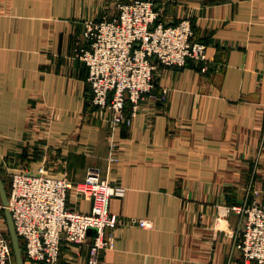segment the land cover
I'll list each match as a JSON object with an SVG mask.
<instances>
[{
    "label": "crops",
    "instance_id": "obj_1",
    "mask_svg": "<svg viewBox=\"0 0 264 264\" xmlns=\"http://www.w3.org/2000/svg\"><path fill=\"white\" fill-rule=\"evenodd\" d=\"M131 1L0 0V177L8 197L10 171L40 166L126 187L111 202L120 224L100 264H229L245 227L231 209L264 200V0H153L161 23L191 20L210 62L158 64L156 92L115 125L93 114L76 49L86 21ZM70 202L91 211L87 198ZM0 230L10 238L4 208ZM89 253L65 245L59 264H88Z\"/></svg>",
    "mask_w": 264,
    "mask_h": 264
},
{
    "label": "built area",
    "instance_id": "obj_2",
    "mask_svg": "<svg viewBox=\"0 0 264 264\" xmlns=\"http://www.w3.org/2000/svg\"><path fill=\"white\" fill-rule=\"evenodd\" d=\"M84 27L76 56L89 68L93 114L115 125L130 124L142 101L156 92L158 64L185 67L189 61H196L207 67L210 62L207 45L194 39L191 20L161 23L153 0L120 4L116 16L88 20ZM167 95L164 89L159 99L166 100ZM128 104L130 115L126 112ZM117 161L112 153L110 162ZM9 177V209L26 259L59 264L65 245L89 244L88 264H100V254L114 247L110 232L120 224V218L110 206L112 200L126 196V187L101 178L73 181L51 173L45 166L35 171L15 169ZM72 195L77 201L83 197L91 200V211L74 207ZM231 210L244 217L245 227L237 236L229 264H235L237 255L241 264H264V200ZM129 222L152 228L147 219ZM91 229L96 230L95 235L89 234ZM0 264H16L11 240L1 230Z\"/></svg>",
    "mask_w": 264,
    "mask_h": 264
},
{
    "label": "water",
    "instance_id": "obj_3",
    "mask_svg": "<svg viewBox=\"0 0 264 264\" xmlns=\"http://www.w3.org/2000/svg\"><path fill=\"white\" fill-rule=\"evenodd\" d=\"M0 191H1V195L3 198V208L7 214V218H8V223H9V235H10V240H11V245H12V249L14 252V257H15V261L16 264H25L26 263V257L24 254V247L21 243V239L20 236L18 235L16 228H15V224H14V220L12 217V213L9 209L10 206V202H9V197H8V193L6 191V187L4 182L2 181L1 177H0ZM89 234L91 235H95L96 234V230L95 229H91L89 231Z\"/></svg>",
    "mask_w": 264,
    "mask_h": 264
},
{
    "label": "trees",
    "instance_id": "obj_4",
    "mask_svg": "<svg viewBox=\"0 0 264 264\" xmlns=\"http://www.w3.org/2000/svg\"><path fill=\"white\" fill-rule=\"evenodd\" d=\"M21 243H22V245H23V242L21 241ZM23 247H24V245H23Z\"/></svg>",
    "mask_w": 264,
    "mask_h": 264
},
{
    "label": "rangeland",
    "instance_id": "obj_5",
    "mask_svg": "<svg viewBox=\"0 0 264 264\" xmlns=\"http://www.w3.org/2000/svg\"><path fill=\"white\" fill-rule=\"evenodd\" d=\"M241 215V214H240Z\"/></svg>",
    "mask_w": 264,
    "mask_h": 264
}]
</instances>
